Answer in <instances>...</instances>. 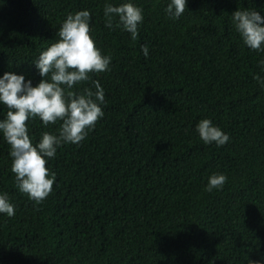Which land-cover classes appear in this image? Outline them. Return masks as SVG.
I'll return each instance as SVG.
<instances>
[{
  "label": "trees",
  "instance_id": "1",
  "mask_svg": "<svg viewBox=\"0 0 264 264\" xmlns=\"http://www.w3.org/2000/svg\"><path fill=\"white\" fill-rule=\"evenodd\" d=\"M134 2L143 10L135 39L105 27V0H0V74L37 83L33 59L84 8L112 57L109 70L74 86L98 80L104 115L46 162L55 180L41 202L16 187L0 136V191L15 207L0 213V264H247L264 253V89L253 79L264 76V52L248 49L231 22L236 8L264 0H186L178 18L168 0ZM203 117L229 134L224 145L199 138ZM59 123L26 121L34 142ZM213 172L227 179L205 191Z\"/></svg>",
  "mask_w": 264,
  "mask_h": 264
},
{
  "label": "clouds",
  "instance_id": "2",
  "mask_svg": "<svg viewBox=\"0 0 264 264\" xmlns=\"http://www.w3.org/2000/svg\"><path fill=\"white\" fill-rule=\"evenodd\" d=\"M185 5L186 0H168L165 12L178 18ZM103 16L105 27L121 28L135 39L143 10L134 0L119 3L105 0ZM231 22L248 49L264 52V8H236L231 13ZM55 35L57 38L32 61L41 77L37 83L26 79L22 72L0 74V105L6 108L0 117V136L9 145L10 169L15 174L16 187L36 203L50 193L55 180V173L46 162L55 156L62 143L79 144L104 115V89L98 80L92 81V88L74 86L88 81L89 73L109 70L112 59L95 43L87 8L69 11ZM141 51L147 56L148 46L142 45ZM258 64L264 72V56ZM253 79L264 89V76L253 73ZM34 117H39L45 126L60 121L59 127L56 132L42 131L34 142L26 124ZM195 129L205 144L221 146L229 140V134L209 117L199 119ZM226 179L223 172L211 173L204 185L205 191L222 188ZM14 212L8 193L0 191V213L11 217ZM247 264H264V253L248 259Z\"/></svg>",
  "mask_w": 264,
  "mask_h": 264
}]
</instances>
